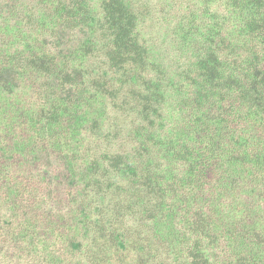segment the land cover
<instances>
[{"label": "trees", "instance_id": "trees-1", "mask_svg": "<svg viewBox=\"0 0 264 264\" xmlns=\"http://www.w3.org/2000/svg\"><path fill=\"white\" fill-rule=\"evenodd\" d=\"M158 4L0 0V264H264V0Z\"/></svg>", "mask_w": 264, "mask_h": 264}, {"label": "rangeland", "instance_id": "rangeland-1", "mask_svg": "<svg viewBox=\"0 0 264 264\" xmlns=\"http://www.w3.org/2000/svg\"><path fill=\"white\" fill-rule=\"evenodd\" d=\"M155 2H156V7L157 8H160V4H158L159 3V0H155ZM60 172H54V175H57V174H59Z\"/></svg>", "mask_w": 264, "mask_h": 264}]
</instances>
